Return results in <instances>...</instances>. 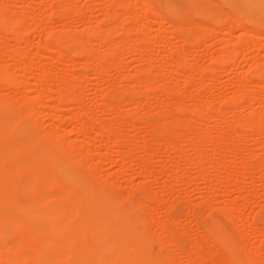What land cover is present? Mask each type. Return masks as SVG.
Here are the masks:
<instances>
[{
  "label": "rangeland",
  "instance_id": "rangeland-1",
  "mask_svg": "<svg viewBox=\"0 0 264 264\" xmlns=\"http://www.w3.org/2000/svg\"><path fill=\"white\" fill-rule=\"evenodd\" d=\"M24 1L25 0L14 3V5H12L11 9L9 10V14L12 15L13 27H16L22 30L28 37H30L28 45L26 46V50H25L26 57L23 56L22 60H20L21 62L20 61L18 62L17 59H15V57H12L10 55H7V57H5L4 55V57L7 59L9 58V60L7 63H2V67L3 66L6 67L5 70L7 69L6 71H8V73L10 74L12 72H13L12 74L18 72L17 73L18 76H16L17 77L16 80L19 82V79H20L19 86L23 84L21 86V89L19 87V92L22 94V96L20 95L19 96L20 98L24 97L25 100L21 99L22 100L21 101L19 98L20 101H17L18 94H20L19 92L16 93L17 95L15 94L14 96L16 97L17 100L14 97L11 98V101L9 100V98L5 99L4 93L9 90L8 89L9 87L7 88L3 85H0V92H1L0 97H2V101L0 98V118L7 116L5 107L10 106V104L12 103L11 104V106L13 105L12 115L16 117V118L14 117V120L16 123L12 125L11 129L14 132L15 137H17V134L19 133V129L25 126L28 122L27 125L31 129L35 128L34 130L37 131V132L36 131L34 132L35 135L38 137L34 145V148L36 149V151L42 150L43 147L51 146V149L56 154V156L60 157V155L62 156V154H64L61 152V148H64L68 151L70 146L71 147L74 146L73 147L74 151L75 149L76 150L78 149L77 150L78 152L73 151L74 158H71L70 161H68L69 158L66 155H64V157H66L65 160L67 164L72 166L73 168H76L78 171L79 170L82 171L83 168L85 167L84 171L79 172L80 176L86 178L87 180L90 179L88 181L92 185H94L96 188H98L100 191L107 193L108 195L115 198L117 201L121 202V203H114L113 205L114 209L124 210L131 217H136L138 221L137 223L134 224L135 227H137V229L139 230L146 231L151 236V240L148 244V248L153 252L162 251L163 253L170 254L172 258V262L175 261L173 262V264H179V263L187 264V262H189L188 255L190 254V257L192 258V256H197L196 253H200V255L198 254V258L199 259L201 258L199 260L201 264H208V263L210 264V262H208V260L210 259V258L208 259L209 255H210L209 257L212 258L211 260L214 261V258L216 259L214 262L212 261L211 264H224L226 262V259L224 257L226 256L223 254L224 252L221 253L222 251H224L223 250L224 244H223L222 237L224 238V235H227V234H228L227 240H226L227 242L237 244V245L240 244V246L243 245L244 249L247 243H249L248 246L250 245V248L247 249L248 246H246L247 247L246 249L250 251H246L245 249L246 251L245 253L243 247L242 248L240 247L241 249L240 248L239 249H240L241 254L243 255V254L250 253L249 255L251 256L252 253L254 252L253 251L254 249L255 256H251L250 258L252 260L254 259L257 261V263L255 264H264V140H263L264 139L263 137L264 136V123H262L264 122V120H262V122L260 123L261 124L260 128L262 126L263 130L260 131V129H257V131L259 130L260 133H257V131L254 132V129L250 128L248 124L247 126H245L246 123L244 124V122L247 121V117L244 112L247 111L248 113L247 112L246 113L249 114L251 111H254L253 110L254 108L258 107V102L256 98L254 100L250 99L254 95V93L257 92L256 90L257 87L259 90L257 93L260 92L258 95L262 96L261 98L264 97L263 96L264 95L263 81H262L263 84L261 83L260 86H255L256 89H251L253 91L256 90V92H254L253 95L250 94V98H249V92H247L246 90L248 89V91H250L249 89L252 85L251 79L256 80L257 79L256 74L260 75V80L264 79V0H249V1L248 0H149V1L148 0H124V4L126 2L130 3L128 7H127V3H126V6L122 5L123 3L120 4V2H123L122 0H113V1L111 0H67V1L66 0H61V1L60 0H56V1L55 0H30V1L26 0L25 2ZM62 1L64 2L66 1L68 3L66 2L64 3ZM114 2L117 4H115ZM148 3H151V4H148ZM0 4L3 5L2 3ZM46 4L48 5L46 6ZM61 4H62V7L64 8L60 7ZM1 5H0V8H2ZM42 5L44 8L41 7ZM65 6H66V9H65ZM132 6H133V12H132ZM58 7H60L61 9V14L60 12L58 13L59 11ZM55 8H58V11H56V13L55 11H53L55 10ZM109 11H112V12H109ZM142 14L143 16L145 14L149 15V18L147 19V21H144V19L142 20V18H144ZM150 17H153V18L150 19ZM117 19H120V20H117ZM175 20L179 21L178 24L180 26L177 25ZM145 22L147 24H145ZM237 22H240L241 24ZM57 23L63 27L59 26ZM62 23L63 24L65 23V25H63ZM67 23H69L70 25ZM19 24H21L20 27H19ZM23 25L26 27H24ZM233 25L235 27H233ZM22 27L24 28V30ZM46 28L47 29L53 28L52 31H54V33L59 35V38L61 40V43H60L61 46L59 49L54 45V43H49L46 45H43L41 43H35L47 30ZM247 28L253 31L252 36H248L252 38V39L249 38L250 40H252V43L250 44L251 41L248 38H245L249 40L247 41V43L248 42L249 43L246 45L247 47L245 46L244 48H242L240 44L242 43L246 44L243 38L247 37L246 36L247 34L245 35L244 34L245 32H243V34L241 33L242 34L241 36H239L238 34H240L242 30L244 31ZM3 29L0 30V40L1 41L5 39V36L7 34L6 31H8L7 35H12L9 32L10 31L9 29L5 28L6 31L5 30L3 31ZM253 29H256V30H253ZM256 31L258 32L260 31V32L258 33ZM254 32L255 34L260 35V37L255 35ZM136 34L141 35V36H138ZM122 37H126L127 39L126 38L125 39L129 42H127L128 48L124 47V45L127 44V43H124L122 46L123 47L122 50H120L121 45L119 47V45H117L115 42L118 43L120 40L122 42V40L124 39V38L122 39ZM239 37L240 39L241 37H243L242 39L244 41L243 42L239 41L240 43L239 42L234 43L235 41H238L236 39H238ZM11 38L15 39V37H9L8 40L10 41ZM78 38L83 40L82 42L84 46L80 47V43H78L79 41H77ZM14 39L13 40L11 39L12 42L11 41L10 42L14 43L17 41L16 39L15 40ZM253 40L255 42H253ZM86 41L88 42V44ZM121 42L119 44H122ZM110 43H114V44L111 45ZM136 43L138 44V46L136 45V47L140 51L134 48L136 52L135 51L133 52L131 47L134 46L132 44H136ZM258 43L260 44V47ZM90 45L91 46L93 45L94 47L92 48L90 47ZM129 45H131V47ZM139 45H140V49L138 48ZM231 46H233L234 48L233 51L230 50ZM239 46H240V49H239ZM49 47L51 48L49 49ZM88 47H90V49ZM41 49H42V52H41ZM57 49L58 50L62 49V51H64L65 49L66 52L64 56H66V58L65 57L64 58L66 61H63L64 63L62 61H58L56 63L53 62V61H57L59 56L62 55V54H59L60 51H58ZM86 49L87 51L88 49L89 51L93 49L92 50L93 53L87 52ZM113 49L119 50V53L114 51ZM186 50L188 51L186 52ZM182 51H183L184 56L185 57L187 56L185 61L182 58L183 57ZM35 52H38V58L34 60L35 63L33 62V64L29 66L30 68L26 67L27 64L22 61L26 58L25 60H27V63H28L30 59L33 57L32 55H34ZM179 52H181V54ZM225 53L226 54L228 53V54L226 55ZM99 54L102 56L106 55L107 59L104 57L100 58L98 56ZM179 54L182 56L181 58ZM231 54L232 56H230ZM89 55L94 56L93 59H91V56ZM133 55H135V57ZM244 55H245V58L246 56L251 57V58L248 57L250 60L246 61V59L245 60L243 59L244 61H242V58ZM88 56L90 58H88ZM178 56L180 59L177 58ZM171 57H175L177 60L179 59L181 62H178L174 58L179 64H173L174 62L176 63V61H173V58ZM51 58H53L52 61L50 60ZM48 59L51 62H53L54 65H58V68H56V66H53L52 72L55 73V75L53 74L55 77L57 75L60 76V77L57 76L60 82L58 81L59 83L57 84L53 82L54 79H51L49 80V82L45 81L44 83H39L38 85L36 74L42 71V64L44 67L45 61L46 62L48 61V63L46 64L49 65ZM4 61L5 60L3 61L1 60V62H4ZM17 62L20 63V65ZM60 62L62 63L60 64ZM147 62L149 64H147ZM187 63L192 64V67L196 66L195 68L193 67L195 70L193 68H190L191 66L188 67ZM24 64L26 65L24 66ZM117 65H122V66H117ZM21 66L22 68L25 67L23 68L24 71L21 70ZM118 67L121 68L122 70H120ZM143 67L145 70H142ZM173 67H174L173 71L175 73L173 71L170 72L171 71L170 69ZM18 68L20 69L17 70ZM146 68H148V71ZM158 68L159 69L161 68L160 69L161 71ZM191 69H193L195 72L193 70L191 71ZM57 70L59 72H63V70L64 71L66 70V71L63 73H59V72L57 73L56 72ZM157 70L159 72H157ZM196 70H198V73L200 72V74H198ZM68 71H70L71 73L68 76H71L70 78L72 79H76V76L74 75V73L76 75H79V72L81 71L80 72L81 74L79 75V77L80 76L81 77L80 79L78 77V79L81 80L82 78V81L71 80L70 78H68L72 82L71 83L67 82L66 75L69 74ZM162 71L164 75L166 76L163 75ZM166 71L169 72L171 75L176 74V77L173 75L172 77ZM161 73H162L163 78H161ZM244 73L247 76L244 75ZM62 74H64L65 77L62 76ZM199 76L201 77L202 81L199 80L200 79ZM52 78L54 77L52 76ZM83 78L85 79L86 83L83 82ZM144 78L146 79L148 78L147 80L149 81L147 82V80ZM161 79L163 80L170 79V80L167 81L169 82L167 84L166 81L163 82V80ZM204 80L206 82H204ZM1 81L2 80H0V83L3 84ZM50 81H51V84H50ZM144 81L147 82V85L145 84ZM81 82H83L82 85L84 86L80 85ZM242 82L243 84L241 85ZM52 83H53L54 88L50 87L52 86ZM66 83H69V85L71 84V87H68ZM124 83L126 84V86ZM151 83L153 84V86L151 85ZM128 84L131 86H128ZM65 85L67 86L68 89L70 88L69 89L70 91L65 89V90H62L61 92L59 88L61 86H62L61 88L66 87ZM110 85H112L111 86L112 89ZM249 85L250 87L248 88L247 86ZM37 86H39L40 89L36 88ZM78 86L80 87V89L78 88ZM245 86L247 88H245ZM252 87L254 86L252 85ZM71 88L74 90H72ZM237 88H239V90ZM22 89L23 91H21ZM42 90L45 93L40 94V96H38L37 94L42 93V92H39ZM66 90L69 92L68 95H73L74 98L72 96H68ZM237 90L239 92H237ZM72 91L74 93L76 91L77 93H75L74 95ZM111 91L112 93H110ZM253 91H251V93ZM194 92L197 95H195ZM78 93L79 94L81 93V94L79 95ZM181 93H183L182 97H179L181 96ZM235 93H239V94H235ZM192 94L196 96L195 97L196 99L198 98L197 96L199 94L200 95L199 97H201L200 98L201 100L199 98L195 100ZM61 95L63 97L66 95L67 96L64 97L63 99V97L62 98L60 97ZM177 95L179 98L176 97L175 99L174 97ZM75 96L77 98H75ZM37 97L39 98L38 100L39 103L38 102L35 103V101L37 100ZM59 97L61 99H59ZM191 97L194 98V100ZM115 100H116V103H118L117 105L115 103ZM185 100H186V103H185ZM214 100H217V102ZM249 100H251L252 102ZM15 101H17V103ZM100 101H103L101 102L102 104H100ZM131 101L133 105L137 104L138 106H136L135 108V106L131 104ZM167 101L168 103H166ZM193 101L195 103H193ZM24 102H26L27 104H25ZM29 102H32V105L31 103L29 104ZM164 102L166 104H163ZM104 103L106 106L103 105ZM176 103L177 104L182 103V107L183 108L186 107V108L185 109L181 108L180 107L181 104H178L180 105L179 106L180 108L179 107L176 108L177 107ZM217 103L218 105H220V109L216 108V107H219L217 106ZM28 104L30 107L27 106ZM167 104L169 105V107H167L168 106ZM174 104H176L175 107L173 106L170 107V105H174ZM194 104H197V105H194ZM203 104H205V106ZM79 107H82V112L81 111L79 112H81L83 118L80 116V118L78 119V116L81 114L78 111H76V109L78 108L77 110H80ZM13 108L16 110H14ZM83 108H86V110ZM125 108L127 109V111ZM165 108L168 109V112H167V109ZM169 108H171L172 111L174 109L176 111V112L175 111L172 112L170 110V114L172 115L171 117L173 118L171 119L173 122L167 121L164 124L165 121L163 120H167L168 118H170L169 117L170 114H168ZM241 110H242V113H241ZM74 111L76 113L73 114ZM211 111L212 113H210ZM53 112H59L60 114H65L68 116L70 115L73 116V115L78 114V116L71 118L69 122L68 120H66V123H65V121H62L61 119H59L57 115L55 116L52 115ZM174 112H175V115L172 114ZM17 113H18V116H16ZM132 113H134L135 115H132ZM214 114L219 117L222 115L221 117L222 119L224 117V120L220 122L219 124H216L215 122H213L214 120L213 117L215 116ZM229 115H230V118H229ZM243 115H245L246 119L243 118ZM74 118L75 120H73ZM232 118L234 122H232ZM33 119L37 123H35ZM82 119H86L87 121H89L88 126L82 124V121H81ZM157 119H159L160 124H158V121H155ZM193 119H197L201 121L200 123H202V126L204 125V128H203L204 133H202L203 129H202V132L195 131L196 128L192 127L193 125L191 126L190 124L191 122L190 123L188 122L187 123L188 127L187 126L185 127V124H186L185 122L191 121V120L193 122ZM52 121L53 123H55L54 127L56 126L58 131L60 130L62 131L61 132L62 142L58 144L60 146H57V142L56 143L54 142V144L52 143L48 144L50 140L52 139H53L52 141L56 140L54 137L50 138L49 132L47 131L48 127L51 126L50 124H52ZM61 121L62 123L64 122V124L61 125L60 124ZM104 121L107 122L108 124L105 123ZM101 122L102 123L104 122L105 126L98 125V124H102ZM47 123L49 126L47 125ZM213 123H215L216 125L215 124L211 125ZM223 123L224 125H222ZM35 124L39 125L40 128L36 126ZM92 124L94 125V127L92 126ZM164 125L166 127H164ZM43 126L44 128L42 129ZM97 126L99 128H97ZM155 126H156V130H155ZM167 126H168V129H167ZM213 126L214 127L217 126L216 128L220 130L224 128L221 131L225 133L226 137L217 136V138L208 139V135L204 136V134H208L206 132H208L209 130L212 131V132L209 131V133L214 132ZM191 127L193 128V130ZM70 128L73 130L70 131ZM171 128H173V130ZM216 128L215 130H218ZM80 129H82L83 131H81ZM169 129L175 132L174 133L175 135H174L173 132L170 130V132H172V136H176V137L178 136V137L177 138L175 137V139L174 137L172 138L169 132ZM86 130H90L89 136L87 135L88 131L86 132ZM190 130L192 132L194 131V133L192 134ZM228 130L231 132L227 133ZM75 131L77 132L75 133ZM252 131H253V134L255 133L254 135L253 134L251 135ZM38 132H43V133L38 134ZM216 132L217 131H215V133ZM261 132L263 133L261 134ZM153 133L157 135L155 136V139L154 137L152 138ZM199 133L202 134L204 137L199 136ZM85 134H86L85 137H88L86 139H90V140H86L87 142H85V138H84ZM116 135L117 136L119 135V136L116 137ZM194 135L198 138L199 137L202 138V139L200 138L201 141L197 142L196 144L197 146H194V145L192 146V141H193L192 137ZM252 136L254 137L252 138ZM258 136H260L261 138ZM166 137L169 138L170 140L167 139ZM71 138H73V140ZM255 138L260 140L258 144H255L252 142V141L256 142L255 140H253ZM69 139H71V142L72 143L74 142V144H71ZM68 140L71 144L70 146H69ZM24 141H26V139H24ZM252 143L253 145H256V147L253 146ZM80 145L81 146L83 145L82 148H85V149L83 150L80 147ZM205 146H207L209 149H207V147ZM210 146L212 147V149H210ZM75 147H78V148H75ZM79 147L81 148V150H79L80 149ZM172 147L173 148L175 147V148L173 149ZM203 147H204V150H203ZM250 148L252 151L250 150ZM64 149L62 150L66 151ZM151 149L152 151H150ZM70 150H73V149H70ZM240 150L242 151V153ZM32 151H33L32 149L20 150L19 151L20 157L22 158H25L24 156L28 157L30 156L29 153ZM82 151L84 154L82 153ZM207 151L208 153L210 151V153L205 154L207 153ZM253 151L256 153H253ZM259 151L260 153H258ZM219 152L220 154H218ZM74 153L77 154L76 158H75ZM122 153L123 154L126 153L129 156L125 154L124 156L122 155L123 156L122 158L121 156ZM245 154H246V157H245ZM202 155L205 158H203ZM142 157L145 158L147 161H145ZM192 157L194 158L192 159ZM236 157L238 159L241 157L243 159L245 158L247 159V160L246 159L243 160L244 161L243 164H245V161H247L245 165L242 164L243 169L242 167H240L241 166L240 162L242 160L239 159L240 161L238 160L239 161L238 162ZM258 158L259 160H257ZM81 159L83 163H85L86 165L81 164V163H76L77 161L82 162ZM84 159L85 160L87 159V160L85 161ZM123 159H125V161ZM140 160L141 161L144 160V161L141 163ZM248 160L249 161L251 160L252 162L251 161L249 162ZM255 160L258 161L259 163L256 162ZM208 161L212 165L209 164ZM9 163H10V160H6V164H9ZM140 163L143 164L142 167L145 164L144 167H146V169L143 168L144 169L143 171L141 169ZM94 165L96 168L94 167ZM232 165H235V166H232ZM230 166H232L233 168H230ZM238 166L240 167L239 169H238ZM245 167L247 168V170ZM87 168H89L90 170ZM203 168L205 170V173H202ZM34 169L35 168H32L31 170H29V172L30 171L33 172ZM122 169H123V172H122ZM92 170L95 172L94 174ZM137 170H139L140 172H138ZM239 170L240 172H237ZM200 172L202 174H200ZM210 172L213 175H211ZM251 172H254L252 173L253 175L251 174ZM236 175H238V177ZM88 177H93V179L88 178ZM41 180L37 179L36 181L33 182V184L38 185V186H44L45 188H47L48 190L54 193L58 191L57 189H60L59 185L57 184H49L47 178L43 177V179L41 178ZM102 182L103 184H101ZM138 184L141 186H139ZM253 186L255 187V189H253L254 188ZM249 187H251L252 189H249ZM250 190L252 191L254 190V191L251 194L249 193L250 194L249 199L246 200V193H248L247 191H250ZM68 192L70 194H73L71 187L68 188ZM128 193H130L131 195L130 194L127 195ZM33 194L34 192L30 188H23V189H20V191L19 190L14 191V194H13L14 199L21 203H3L4 205V208L2 210L3 215L7 214V212H9L10 210L16 211L22 215H25V210L34 212L38 209L45 208L47 211H52L53 207H55L54 205L56 204L58 206L61 204L62 210L68 211L70 209L69 206L72 205L71 203H26L30 200ZM143 199L146 200L145 201L147 202L146 204L144 203ZM58 200H59L58 197L52 198V201H58ZM132 202H135V203H132ZM225 204H227L228 206ZM77 209H78L77 211L78 213L82 211L81 209H79L78 206H77ZM169 214H170V218H172L171 216H176L174 217L176 218V220H177V217L179 218L177 221L178 222L177 224H175L176 223L175 220H172L173 222H168ZM149 216L153 218H150ZM236 217L238 218L236 219ZM151 220L152 221L154 220V221L151 222ZM163 220H166V221H163ZM163 222H164V225L161 224ZM6 224H9V223H6ZM153 225L155 226L156 229L154 228ZM159 225H160V228H159ZM156 226L160 230L161 229L162 230L160 231ZM162 226H164L165 232ZM219 229L222 231L223 236L221 237L213 236L214 232L218 231ZM166 230L169 232L168 234H171L173 236L172 237L170 235L175 240V242L174 240H171L172 238L170 239V241L168 240L169 238L167 239V236L169 235L166 233L167 232ZM175 237L177 238L175 239ZM187 239L193 245V246L191 245L189 248L195 247V248L200 249L201 252L197 250L196 253H194L195 251V248H194L192 249L194 251L189 249L194 253V255L190 253L191 251H189V254H187L188 252L186 253V251L188 250L187 249L185 250V247H188L187 244L189 245ZM160 240L162 243H160ZM172 241L175 244L171 243ZM184 241H185V244H184ZM169 246L172 247L174 252L171 250ZM207 248L208 249L212 248L211 252L213 251L214 254L213 253L211 254H213V256H211L210 252H208L209 254L205 256V253L207 252L206 251ZM202 249H205V251ZM179 250H181V252ZM214 250H216V252ZM202 252L204 254H201ZM217 252L218 253L220 252V253L217 254ZM181 253L182 254L185 253L186 255L183 256ZM257 253H258V256H256ZM173 254H175L176 256L175 258ZM221 254H223V256H221ZM191 258L190 260H192ZM194 258H193L194 261L193 262L190 261L191 262L190 264H193V263L196 264L195 262L196 259ZM221 259L224 260L225 262L221 263L222 261ZM217 260H219L220 262L218 261L219 262L218 263ZM27 261L29 260H25L24 262H22V264L28 263ZM200 262H198L197 264H199Z\"/></svg>",
  "mask_w": 264,
  "mask_h": 264
},
{
  "label": "bare ground",
  "instance_id": "bare-ground-1",
  "mask_svg": "<svg viewBox=\"0 0 264 264\" xmlns=\"http://www.w3.org/2000/svg\"><path fill=\"white\" fill-rule=\"evenodd\" d=\"M22 0H0V3H2L3 5H1L2 6V8H0V30H2L3 28V31L5 30L6 31V29H9L10 31V33L12 34V35H7L8 34V31H6L7 32V34H6V36H5V39H3L2 41L0 40V80H2L1 82L3 83V84H1L0 83V85H3V86H5V87H9L8 89V91L7 92H5L4 93V98L6 99V98H9V100L11 101V98H13L14 96H15V94L16 93H18L19 92V87H20V89H21V86L23 85H21V86H19V82H20V79H19V82L16 80L17 79V77L16 76H18V72L17 73H14V74H10V73H8V71H6L5 70V68L6 67H4V69H3V67H2V63H7L8 62V60H9V58L7 59V58H5V57H7V55H10V56H12V57H15V59H17V61L19 62L20 60H22V58H23V56H25V50H26V46L28 45V42H29V39H30V37H28L22 30H20V29H18V28H16V27H13V25H12V23H13V19H12V15H10L9 14V10L11 9V6L12 5H14V3H16V2H21ZM26 1V0H25ZM24 1V2H25ZM30 1V0H29ZM56 1V0H55ZM61 1V0H60ZM67 1V0H66ZM65 1V2H66ZM111 1H113V0H111ZM123 2H120V4H122V5H124V6H126V3L124 4V0H122ZM149 1V0H148ZM249 1V0H248ZM62 2H64V1H62ZM64 2V3H65ZM86 2V1H85ZM31 3H33V2H31ZM44 3V2H43ZM66 3H68V2H66ZM115 3V2H114ZM147 3V2H146ZM52 4V3H51ZM87 4V3H86ZM112 4V3H111ZM115 4H117V3H115ZM130 3H127V7H128V5H129ZM148 4H151V3H148ZM34 5V4H33ZM48 4H46V6H47ZM64 5V4H63ZM26 6V5H25ZM24 6V7H25ZM85 6V5H84ZM118 6V5H117ZM146 6H147V4H146ZM23 7V6H22ZM41 7H43V5L41 6ZM51 7V6H50ZM60 7H62V4H61V6ZM60 7H58L59 8V11H58V8H55V10H53V11H55V13H56V11H58V13L60 12V14H61V9H60ZM70 7V6H69ZM113 7V6H112ZM116 7V6H115ZM115 7H114V9H115ZM31 8H33V7H31ZM44 8V7H43ZM62 8H64V7H62ZM109 8V7H108ZM50 9V8H49ZM52 9V8H51ZM65 9H66V6H65ZM205 9V8H204ZM41 10V9H40ZM107 11V10H106ZM113 11V10H112ZM112 11H109V12H112ZM116 11V10H115ZM67 12V11H66ZM127 12V11H126ZM132 12H133V6H132ZM153 12V11H152ZM173 12V11H172ZM179 12V11H178ZM63 13V12H62ZM65 13V12H64ZM71 13V12H70ZM145 13V12H144ZM214 13V12H213ZM228 13V12H227ZM67 14V13H66ZM107 14H109V13H107ZM134 14V13H133ZM178 14H180V13H178ZM230 14V13H229ZM47 15V14H46ZM49 15V14H48ZM118 15V14H117ZM123 15V14H122ZM125 15V14H124ZM152 15V14H151ZM162 15V14H161ZM210 15H211V13H210ZM108 16V15H107ZM110 16H111V14H110ZM131 16V15H130ZM134 16V15H133ZM142 16H143V14H142ZM144 18H142V20L144 19V21H147V19L149 18V15H147V14H145L144 16H143ZM27 18H29V17H27ZM112 18V17H111ZM122 18H124V17H122ZM146 18V19H145ZM151 18H153V17H150V19ZM26 19V18H25ZM63 19V18H62ZM109 19V18H108ZM54 20V19H53ZM58 20V19H57ZM117 20H120V19H117ZM116 20V21H117ZM123 20V19H122ZM16 21V20H15ZM14 21V22H15ZM62 21V20H61ZM176 21V23H177V25H179L178 24V22L179 21H177V20H175ZM194 21V20H193ZM192 21V22H193ZM22 22V21H21ZM29 22V21H28ZM52 22V21H51ZM197 22V21H196ZM25 23V22H24ZM31 23V22H30ZM55 23V22H54ZM72 23V22H71ZM120 23V22H119ZM122 23V22H121ZM175 23V24H176ZM234 23H236V22H234ZM237 23H240V22H237ZM18 24V23H17ZM51 24V23H50ZM58 24V23H57ZM63 24V23H62ZM67 24H69V23H67ZM117 24H118V22H117ZM145 24H147L146 22H145ZM180 24H182V23H180ZM241 24V23H240ZM20 25L21 24H19V27H20ZM29 25V24H28ZM47 25V24H46ZM59 25V24H58ZM63 25H65V23L63 24ZM70 25V24H69ZM99 25V24H98ZM189 25H191V24H189ZM193 25V24H192ZM24 26V25H23ZM30 26V25H29ZM32 26V25H31ZM54 26V25H53ZM59 26H61V25H59ZM116 26V25H115ZM139 26H141V25H139ZM138 26V27H139ZM180 26V25H179ZM24 27H26V26H24ZM61 27H63V26H61ZM188 27V26H187ZM233 27H235L234 25H233ZM6 28V29H5ZM23 28V27H22ZM32 28V27H31ZM53 28H55V27H53ZM53 28H51V29H47L45 32H44V34L35 42V43H41V44H43V45H46V44H49V43H54V45L59 49L60 48V43H61V40H60V38H59V35H57L56 33H54V31H52L53 30ZM69 28V27H68ZM105 28V27H104ZM118 28V27H117ZM124 28V27H123ZM252 28V27H251ZM63 29V28H62ZM66 29V28H65ZM70 29V28H69ZM135 29V28H134ZM133 29V30H134ZM137 29V28H136ZM141 29V28H140ZM143 29V28H142ZM156 29V28H155ZM239 29H241V28H239ZM23 30H24V28H23ZM42 30H43V28H42ZM74 30V29H73ZM118 30V29H117ZM253 30H256V29H253ZM41 31V30H40ZM136 31V30H135ZM142 31V30H141ZM187 31V30H186ZM54 34H53V33ZM106 32V31H105ZM112 32V31H111ZM133 32V31H132ZM243 32H245L244 34L247 36V37H241V39H240V37L238 38V39H236V40H238V41H235L234 43H236V42H243L244 40H245V42H246V44H244V43H242V44H240V46L242 47V48H244L248 43H247V41H249L250 39H252V38H250V37H248V36H252V30L251 29H249V28H247L246 30H242V32H240V34H238L239 36H241L242 34H243ZM256 32H258V31H256ZM260 32V31H259ZM258 32V33H259ZM126 33V32H125ZM139 33V32H138ZM242 33V34H241ZM42 34V33H41ZM74 34V33H73ZM254 34H255V32H254ZM31 35H33V34H31ZM71 35V34H70ZM132 35V34H131ZM136 35H138V34H136ZM255 35H257V36H259L260 37V35H258V34H255ZM126 36V35H125ZM138 36H141V35H138ZM138 36H136V37H138ZM9 37H15V39L17 40L16 42H14V43H11L12 41H11V39L13 40L14 38H11L10 39V41L8 40V38ZM119 37H121V36H119ZM4 38V37H3ZM87 38V37H86ZM124 38V39H123ZM126 37H122V42H121V40L117 43V42H115L117 45H119V47H120V45H121V49L120 50H122V46H123V44L124 43H127V42H129V41H127L126 39H125ZM135 38V37H134ZM146 38V37H145ZM144 38V39H145ZM185 38V37H184ZM183 38V39H184ZM244 40H243V39ZM245 38H250L249 40L248 39H245ZM254 38V37H253ZM14 39V40H15ZM74 39V38H73ZM77 39V38H76ZM129 39H131V38H129ZM139 39H141V38H139ZM186 39V38H185ZM184 39V40H185ZM33 40V39H32ZM98 40V39H97ZM77 41H79L78 43H80V47L81 46H84V44H83V40L82 39H80V38H78V40ZM133 41V40H132ZM131 41V42H132ZM190 41V40H189ZM251 42H250V44L252 43V40H250ZM87 42V41H86ZM122 43V44H119V43ZM134 42H136V41H134ZM239 42V43H240ZM253 42H255L254 40H253ZM98 43V42H97ZM260 43V42H259ZM258 43V44H259ZM83 44V45H82ZM87 44H88V42H87ZM99 44V43H98ZM111 45L112 44H114V43H110ZM115 44V45H116ZM243 44H244V46H243ZM249 44V45H250ZM254 44V43H253ZM51 45V44H50ZM94 45H96V44H94ZM126 45V46H125ZM124 45V47H126V48H128V43L127 44H125ZM132 45H134V46H132L131 47V45H129L131 48H132V50H133V52L135 51V49H137V47H136V45L138 46V44L136 43V44H132ZM228 45V44H227ZM232 45V44H231ZM49 46V45H48ZM238 46V45H237ZM240 46H239V49H240ZM90 47H94L93 45L91 46L90 45ZM90 47H88L89 49H90ZM183 47V46H182ZM181 47V48H182ZM186 47H188V46H186ZM247 47V46H246ZM259 47H260V44H259ZM28 48V47H27ZM51 47H49V49H50ZM53 48V47H52ZM62 48V47H61ZM114 48V47H113ZM135 48V49H134ZM139 49H140V45H139V47H138ZM180 48V47H179ZM241 48V49H242ZM57 49V50H58ZM63 49V48H62ZM62 49L61 50H58V51H60L59 52V54H62L61 56H59V58L57 59V61H53V62H58V61H66L65 60V58H66V56H64L65 55V49H64V51H62ZM75 49V48H74ZM89 49H88V51H87V49H86V51L87 52H92L93 53V49H91V51H89ZM116 49V48H115ZM118 49V48H117ZM188 49V48H187ZM233 46H231L230 47V50H232L233 51ZM31 50V49H30ZM43 50H45V49H43ZM77 50V49H76ZM75 50V51H76ZM95 50V49H94ZM114 50V49H113ZM131 50V51H132ZM138 50V49H137ZM185 50V49H184ZM183 50V51H184ZM57 51V52H58ZM103 51V50H102ZM101 51V52H102ZM106 51V50H105ZM114 51H116V52H118L119 53V50H114ZM138 51H140V50H138ZM180 51V50H179ZM183 51H182V54H183ZM188 50H186V52H187ZM190 51V50H189ZM39 52V51H38ZM38 52H35L34 53V55H32L33 57L30 59V61L27 63V60H23L22 62H25L26 64H24V66L26 65V67H29V66H31L32 64H33V62L35 63V59L36 58H38ZM41 52H42V49H41ZM44 52V51H43ZM68 52V51H67ZM115 52V53H116ZM136 52V51H135ZM219 52H221V51H219ZM219 52H217V53H219ZM228 52H229V50H228ZM231 52V51H230ZM50 53H52V52H50ZM70 53V52H69ZM180 54H181V52H179ZM234 53V52H233ZM45 54V53H44ZM90 54V53H89ZM98 54V53H97ZM101 54H103V53H101ZM136 54V53H135ZM179 54V56H180V58L182 57L183 58V60L185 61V59H186V57L184 56V54L181 56ZM226 54V53H225ZM228 54V53H227ZM226 54V55H227ZM4 55H5V57H4ZM58 55V54H57ZM67 55V54H66ZM139 55V54H138ZM191 55V54H190ZM213 55V54H212ZM218 55V54H217ZM40 56V55H39ZM85 56V55H84ZM87 56V55H86ZM89 56H91V55H89ZM88 56V58H90ZM100 58H106L107 59V57H106V55H104V56H102V55H98ZM113 56V55H112ZM134 57H135V55H133ZM179 56L177 57V58H179ZM219 56V55H218ZM221 56V55H220ZM230 56H232V54L230 55ZM26 57V56H25ZM54 57V56H53ZM65 57V58H64ZM93 57L94 56H91V59H93ZM118 57V56H117ZM185 57V58H184ZM226 57V56H225ZM249 56H246V58H245V55L243 56V58H242V61H244L245 59H246V61L247 60H250L249 58H251V57H249ZM5 58V59H4ZM98 58V57H97ZM110 58V57H109ZM116 58V57H115ZM171 58H173V61H176L177 59L175 58V57H171ZM176 60H175V59ZM179 58V59H180ZM87 59V58H86ZM177 60L178 62H181L180 60ZM244 59V60H243ZM1 60L3 61V60H5L4 62H1ZM7 60V61H6ZM49 60V59H48ZM51 61L53 60V58H51L50 59ZM49 60V65H47L46 63H48V61L46 62H44V67H43V64H42V71L41 72H37L38 74H36V77H37V82H38V85H39V83H44L45 81H48L49 82V80H51V79H54L53 80V82H55V83H59L60 82V80H59V78L57 77V76H59V75H57L56 77L58 78H56L54 75H55V73L54 72H52V70H53V66H56V68H58V65H54V63L53 62H51ZM54 60H56V59H54ZM70 60V59H69ZM76 60V59H75ZM81 60V59H80ZM97 60V59H96ZM193 60V59H192ZM218 60V59H217ZM95 61V60H94ZM172 61V62H173ZM176 61V63L174 62L173 64H179L178 62ZM241 61V62H242ZM17 62V63H18ZM21 62V61H20ZM51 62V63H50ZM62 62H60V64L62 63ZM98 62V61H97ZM152 62V61H151ZM151 62H150V64H151ZM190 62V61H189ZM64 63V62H63ZM83 63V62H82ZM185 63V62H184ZM19 65H20V63H18ZM59 64V65H60ZM147 64H149L148 62H147ZM186 64V63H185ZM188 65V67H190V68H193L192 67V64H190V63H187ZM10 65V64H9ZM13 65V64H12ZM46 65V66H45ZM75 65V64H74ZM86 65V64H85ZM90 65V64H89ZM91 65H92V63H91ZM158 65V64H157ZM5 66H6V64H5ZM23 66V65H22ZM22 66H21V70H23V68H25V67H23L22 68ZM117 66H122V65H117ZM125 66V65H124ZM150 66V65H149ZM148 66V67H149ZM199 66V65H198ZM11 67V66H10ZM13 67V66H12ZM37 67H38V65H37ZM185 67H186V65H185ZM196 67V66H195ZM194 67V68H195ZM225 67V66H224ZM30 68V67H29ZM62 68V67H61ZM97 68H98V66H97ZM119 68V67H118ZM124 68V67H123ZM140 68H142V67H140ZM193 68V69H194ZM204 68V67H203ZM15 69V68H14ZM20 68H18L17 70H19ZM115 69H117V68H115ZM120 70H122L121 68H119ZM119 69H118V71H119ZM147 69V71H148V68H146ZM159 69V68H158ZM161 69V68H160ZM159 69V70H160ZM173 69H174V67L173 68H171L170 70V72H172L173 71ZM193 69H191V71L193 70ZM218 69V68H217ZM227 69V68H226ZM34 70V69H33ZM41 70V69H40ZM98 70V69H97ZM137 70V69H136ZM142 70H145L144 69V67H143V69ZM195 70V69H194ZM193 70V71H194ZM222 70V69H221ZM24 71V70H23ZM54 71H55V69H54ZM66 71V70H65ZM64 70H63V72H65ZM72 71V70H71ZM93 71V70H92ZM139 71V70H138ZM155 71V70H154ZM161 71V70H160ZM169 71V70H168ZM16 72V71H15ZM28 72V71H27ZM57 73L59 72L58 70L56 71ZM63 72H59V73H63ZM74 72V71H73ZM79 72V71H78ZM81 72V71H80ZM79 72V75L81 74ZM84 72V71H83ZM121 72H123V71H121ZM120 72V73H121ZM135 72V71H134ZM157 72H159L158 70H157ZM167 72V71H166ZM174 72V71H173ZM190 72V71H189ZM195 72V71H194ZM196 72L198 73V70H196ZM221 72V71H220ZM224 72V71H223ZM30 73V72H29ZM68 73L69 74H67V72H66V78H67V82H72L71 80H78V81H82V78H81V80H79L80 79V77H79V75H76L75 73H74V75L76 76V79H72V78H70L71 76H68V75H70L71 73H70V71H68ZM93 73V72H92ZM97 73H98V71H97ZM136 73V72H135ZM153 73H155V72H153ZM162 73H163V71H162ZM162 73H161V78H163L162 77ZM167 73H169V72H167ZM175 73V72H174ZM54 74V75H53ZM87 74V73H86ZM90 74V73H89ZM122 74V73H121ZM125 74V73H124ZM166 74V73H165ZM170 74V73H169ZM193 74H195V73H193ZM198 74H200V72L198 73ZM163 75H164V73H163ZM168 75V74H167ZM171 75V74H170ZM173 76H175L176 77V74L174 75V74H172ZM171 75V76H172ZM203 75H205V74H203ZM213 75V74H212ZM215 75V74H214ZM241 75V74H240ZM243 75V74H242ZM244 75H246L245 73H244ZM52 76L54 77V78H52ZM62 76H64V74H62ZM92 76V75H91ZM109 76V75H108ZM142 76H144V75H142ZM141 76V77H142ZM164 76H166V75H164ZM172 76V77H173ZM247 76V75H246ZM20 77V76H19ZM60 77V76H59ZM65 77V76H64ZM78 77H79V79H78ZM84 77V76H83ZM88 77V76H87ZM116 77V76H115ZM160 77V76H159ZM169 77V76H168ZM200 77V76H199ZM214 77V76H213ZM244 77V76H243ZM256 77H257V79L256 80H254V79H251V81H252V85L254 86V87H252V85H251V87H250V85L249 86H247L248 88L250 87V91H248V89H246L247 90V92H249V98H250V94H252L253 95V93L254 92H256V90H257V92L259 91L258 90V87H257V89L255 88V86H260V84L262 83V81H263V83H264V79H262V80H260V75L259 74H256ZM21 78V77H20ZM68 78H70L71 80H69ZM85 78V77H84ZM83 78V82H85V79ZM113 78H114V76H113ZM140 78V77H139ZM152 78V77H151ZM154 78H155V76H154ZM167 78V77H166ZM166 78H164V79H166ZM191 78V77H190ZM193 78V77H192ZM204 78H205V76H204ZM247 78V77H246ZM61 79V78H60ZM105 79V78H104ZM141 79V78H140ZM144 79H146V78H144ZM148 79V78H147ZM146 79V80H147ZM197 79H199V78H197ZM196 79V80H197ZM55 80H57V81H55ZM145 80V81H146ZM154 80V79H153ZM161 80H163V79H161ZM170 80V79H169ZM168 79L167 80H163V82H167V81H169ZM193 80V79H192ZM195 80V81H196ZM200 81H202L201 80V77H200V79H199ZM215 80V79H214ZM59 81V82H58ZM97 81V80H96ZM135 81V80H134ZM141 81H143V80H141ZM144 81V82H145ZM149 80H147V82H148ZM152 81V80H151ZM241 81H243V80H241ZM240 81V82H241ZM37 82H36V84H37ZM74 82V81H73ZM83 82H81L80 83V85H82V83ZM90 82V81H89ZM125 82V81H124ZM144 82H142V83H144ZM147 82H145V84L147 85ZM163 82H161V83H163ZM197 82V81H196ZM204 82H206L205 80H204ZM240 82H239V84H240ZM35 83V82H34ZM33 83V84H34ZM54 83V84H55ZM64 83V82H63ZM86 83V82H85ZM127 83V82H126ZM135 83V82H134ZM160 83V82H159ZM169 82H167V84H168ZM198 83V82H197ZM202 83V82H201ZM262 83V84H263ZM50 84H51V81H50ZM62 84V83H61ZM78 84H79V82H78ZM125 84V83H124ZM166 84V83H165ZM166 84V85H167ZM243 84V82L241 83V85ZM26 85V84H25ZM24 85V86H25ZM60 85V84H59ZM58 85V86H59ZM66 85L68 86V87H71V84L69 85V83H66ZM65 85V86H66ZM74 85V84H73ZM79 85V86H80ZM149 85H150V83H149ZM151 85L153 86V84L151 83ZM245 85V84H244ZM54 86H56V85H54ZM63 86V85H62ZM61 86V87H62ZM67 86L66 87H63V88H59L60 89V91L62 92V90H65V89H67V90H69L68 88H67ZM78 86V88L80 89V87ZM82 86H84V85H82ZM112 85H110V87H111ZM125 86H126V84H125ZM128 86H131V85H129L128 84ZM127 86V87H128ZM145 86V85H144ZM151 86V87H152ZM162 86H164V85H162ZM200 86V85H199ZM50 87H53V83H52V86H50ZM127 87H125V88H127ZM167 87V86H166ZM170 87V86H169ZM246 86H245V88H247ZM36 88H39V86H37ZM54 88V87H53ZM121 88H122V86H121ZM120 88V89H121ZM168 88V87H167ZM197 88V87H196ZM241 88H243V87H241ZM244 88V89H245ZM24 89V88H23ZM23 89L21 90V91H23ZM40 89V88H39ZM72 89V88H71ZM84 89V88H83ZM111 89H112V87H111ZM136 89V88H135ZM238 90H239V88H237ZM251 89H256L255 91H253V90H251ZM27 90V89H26ZM33 90V89H32ZM38 90V89H37ZM56 90V89H55ZM66 90V91H67ZM72 90H74V89H72ZM237 90V92H239ZM243 90V89H242ZM34 91V90H33ZM70 91V90H69ZM78 91V90H77ZM80 91V90H79ZM123 91H125V90H123ZM178 91V90H177ZM184 91V90H183ZM187 91V90H186ZM197 91V90H196ZM195 91V92H196ZM251 91H253L252 93H251ZM27 92V91H26ZM29 92V91H28ZM39 92H42V93H39ZM38 93L39 94H37L38 96H40V94H43V93H45L43 90L42 91H39ZM73 92V91H72ZM130 92V91H129ZM195 92H194V94H195ZM254 93V95L250 98L251 100L253 99H255L256 98V100H257V102H258V107H256V108H252L254 111H251L249 114H247L246 112H244L245 114H246V117H247V121L246 122H244V124H245V126H247V124H248V126L250 127V128H252V129H254V132L255 131H257V129H260V131H262L263 129H262V126H261V128H260V123L262 122V120H264V97L263 98H261L262 96H260V95H258L259 93ZM1 93V92H0ZM20 93V92H19ZM68 91H67V95H68ZM75 93H77L76 91H75ZM75 93L73 92V94L75 95ZM110 93H112V91L110 92ZM109 93V94H110ZM114 93H115V91H114ZM184 93V92H183ZM183 93H181V96H179V97H182V94ZM197 93V92H196ZM240 93H241V91H240ZM34 94V93H33ZM47 94H49V93H47ZM61 94H63V93H61ZM66 94V93H65ZM79 94V93H78ZM81 94V93H80ZM79 94V95H80ZM120 94V93H119ZM122 94H123V92H122ZM185 94V93H184ZM201 94V93H200ZM235 94H239V93H235ZM248 94V93H247ZM17 95V94H16ZM22 96V94L20 93V94H18V100L16 99V97H14L17 101H20L21 99L23 100L24 99V97H22V98H20V96ZM23 95H24V93H23ZM66 95V96H67ZM178 95H180V94H178ZM178 95L177 96H173L175 99H176V97H178ZM187 95V94H186ZM189 95V94H188ZM195 95H197V94H195ZM195 95H193L192 94V96L195 98L196 96ZM32 96V95H31ZM66 96H64V97H66ZM68 96H72L73 98H74V96L73 95H68ZM76 96H78V95H76ZM75 96V98H77ZM111 96V95H110ZM115 96V95H114ZM117 96V95H116ZM191 96V95H190ZM200 95L198 94V98L200 99L201 97H199ZM203 96V95H202ZM264 96V95H263ZM36 97V96H35ZM61 98L63 97L62 95L60 96ZM59 97V99H61ZM64 97H63V99H64ZM178 97V98H179ZM189 97V96H188ZM243 97V96H242ZM248 97V96H247ZM1 98V101H2V97H0ZM19 98H20V100H19ZM28 98V97H27ZM26 98V99H27ZM116 98V97H115ZM126 98V97H125ZM171 98V97H170ZM192 98V97H191ZM194 98H192L193 100H194ZM197 98V99H198ZM222 98H223V96H222ZM68 99V98H67ZM70 99V98H69ZM81 99V98H80ZM103 99V98H102ZM128 99V98H127ZM141 99V98H140ZM173 99V98H172ZM174 99V100H175ZM181 99V98H180ZM185 99V98H184ZM189 99V98H188ZM196 98H195V100H197ZM233 99V98H232ZM248 99V98H247ZM21 100V101H22ZM25 100V99H24ZM39 98L37 97V100L35 101V100H33V101H35V103L36 102H38L39 103ZM74 100V99H73ZM201 100V99H200ZM221 100V99H220ZM251 100H249V101H251ZM9 101V102H10ZM14 101V100H13ZM17 101H15L16 103H17ZM31 101V100H30ZM32 101V102H33ZM118 101V100H117ZM173 101V100H172ZM171 101V102H172ZM177 101V100H176ZM181 101V100H180ZM199 101V100H198ZM205 101H207V100H205ZM214 101H216L217 102V100H214ZM32 102H29V104L31 103V105H32ZM66 102V101H65ZM101 102H103V101H100V104H102ZM108 102H110V101H108ZM123 102H124V100H123ZM146 102V101H145ZM174 102V101H173ZM172 102V103H173ZM201 102V101H200ZM252 102V101H251ZM254 102V101H253ZM2 103V102H1ZM14 103V102H13ZM25 104H27L26 102H24ZM115 103H116V100H115ZM122 103V102H121ZM121 103H120V105H121ZM129 103V102H128ZM134 103V102H133ZM139 103H140V101H139ZM166 103H168V101L166 102ZM165 102L163 103V104H166ZM171 103V104H172ZM185 103H186V100H185ZM192 103V102H191ZM193 103H195L194 101H193ZM199 103V102H198ZM203 103V102H202ZM201 103V104H202ZM12 104V103H11ZM11 104H10V106H6L5 107V110H6V115L7 116H4V117H1L0 118V264H22V262H24L25 260H29V261H27L28 263H25V264H173V262H175V261H173L172 262V258H171V256H170V254H168V253H163L162 251L160 252H153V251H151L149 248H148V244H149V242H150V240H151V236L146 232V231H144V230H139V229H137V227H135V223H137V221H138V219L136 218V217H131L130 215H128L124 210H116V209H114V207H113V205H114V203H121V202H119V201H117L115 198H113L112 196H110V195H108L107 193H104V192H102V191H100L98 188H96L94 185H92L88 180H90V179H86V178H84V177H82V176H80V174H79V172L81 171V170H77L76 168H73L72 166H70V165H68L67 164V162H66V157H64V155H66L68 158H69V160L68 161H70L71 160V158H74V155H73V151H74V146H70L71 144H74V142L72 143L71 142V139L73 140V138H71V139H69L70 140V142H71V144H70V142H69V140H68V142H69V146H70V148H69V150L67 151L66 149H64V148H61V152L62 153H64V154H62V156L60 155V157L59 156H56V154L53 152V150L51 149V146L49 147V146H47V147H43V149L42 150H37L36 151V149L34 148V145H35V142H36V140H37V136L35 135V131L36 130H34L33 128L31 129L27 124H28V122H27V124L25 125V126H23V127H21L20 129H19V133L17 134V137H15V134H14V132L12 131V129H11V127H12V125H14L16 122H15V120H14V115H12V106H11ZM29 104L27 105V106H29ZM79 104V103H78ZM80 104H82V103H80ZM109 104V103H108ZM114 104V103H113ZM118 103H116V105H117ZM130 104V103H129ZM131 104H132V101H131ZM135 104V103H134ZM147 104V103H146ZM170 104V103H169ZM177 104V103H176ZM176 104H174V105H170V107L171 106H173V107H175V105ZM178 104H181V106L180 105H178ZM176 106V108H178L179 106L181 107V108H183L182 107V103H178ZM15 105V104H14ZM34 105V104H33ZM103 105H105V103L103 104ZM110 105V104H109ZM115 105V106H116ZM133 105V104H132ZM162 105V104H161ZM168 105V104H167ZM166 105V106H167ZM186 105V104H185ZM191 105V104H190ZM189 105V106H190ZM194 105H197V104H194ZM204 106H205V104H203ZM4 106H5V104H4ZM24 106V105H23ZM57 106H59V105H57ZM106 106V105H105ZM113 106V105H112ZM133 106H135V108H136V106H138L137 104H135V105H133ZM163 106H165V105H163ZM192 106V105H191ZM201 106V105H200ZM203 106V107H204ZM217 106H219V107H216V108H219L220 109V105H218V103H217ZM252 106V105H251ZM30 107V106H29ZM36 107V106H35ZM38 107V106H37ZM83 107V106H82ZM82 107H79V109L80 110H77L76 109V111H81L82 112ZM143 107V106H142ZM167 107H169V105L167 106ZM179 107V108H180ZM185 107V106H184ZM222 107V106H221ZM244 107V106H243ZM15 108V107H14ZM13 108V109H14ZM60 108V107H59ZM186 108V107H185ZM185 108H183V109H185ZM188 108V107H187ZM27 109V108H26ZM25 109V110H26ZM37 109V108H36ZM83 109H85L86 110V108H83ZM93 109V108H92ZM126 109V108H125ZM139 109H140V107H139ZM165 109H167V108H165ZM174 109V108H173ZM205 109V108H204ZM236 109V108H235ZM241 109V108H240ZM239 109V110H240ZM251 109V110H252ZM14 110H16V109H14ZM24 110V109H23ZM31 110V109H30ZM130 110V109H129ZM170 110H171V108H169V113L168 114H170ZM203 110V109H202ZM217 110V109H216ZM222 110H224V109H222ZM226 110V109H225ZM238 110V109H237ZM32 111V110H31ZM54 111V110H53ZM57 111H58V109H57ZM126 111H127V109H126ZM172 111V110H171ZM173 111H175V109L173 110ZM172 111V112H173ZM180 111H181V109H180ZM249 111V110H248ZM81 112H79L80 114H81ZM167 112H168V109H167ZM176 112V111H175ZM175 112L174 113H172V114H174L175 115ZM201 112V111H200ZM14 113H15V111H14ZM31 113V112H30ZM33 113V112H32ZM74 113H76L75 111L73 112V114ZM84 113V112H83ZM92 113V112H91ZM136 113H138V112H136ZM188 113V112H187ZM210 113H212V111L210 112ZM241 113H242V110H241ZM240 113V114H241ZM95 114V113H94ZM163 114V113H162ZM189 114V113H188ZM224 114V113H223ZM236 114V113H235ZM234 114V115H235ZM30 115V114H29ZM52 115H57L58 117H59V119H61L62 121H65V123H66V120H68V122L71 120V118H73V117H77L78 116V114H76V115H73V116H68V115H65V114H60L59 112H53L52 113ZM97 115V114H96ZM95 115V116H96ZM132 115H135L134 113H132ZM179 115V114H178ZM212 115V114H211ZM215 115V114H214ZM16 116H18V113L16 114ZM80 116L82 117V114L81 115H79L78 116V119L80 118ZM172 115L170 114V118H168L167 120H163V121H165L164 122V124L168 121H170V122H173L172 121V117H171ZM207 116V115H206ZM222 116V115H221ZM219 117V116H217V115H215L214 117H213V122H215L216 124H219L220 122H222L223 120H224V117H223V119H222V117ZM238 116V115H237ZM242 116V115H241ZM53 117V116H52ZM70 119H69V118ZM194 117V116H193ZM226 117V116H225ZM246 117H245V115H243V118H245L246 119ZM16 118V117H15ZM28 118V117H27ZM83 118V117H82ZM165 118V117H164ZM172 118V119H171ZM189 118V117H188ZM195 118V117H194ZM229 118H230V115H229ZM228 118V119H229ZM242 118V117H241ZM242 118V119H243ZM29 119H30V117H29ZM95 119H96V117H95ZM170 119V120H169ZM191 119V118H190ZM207 119V118H206ZM205 119V120H206ZM227 119V120H228ZM34 120V119H33ZM32 120V121H33ZM73 120H75V118L73 119ZM77 120V119H76ZM129 120V119H128ZM132 120V119H131ZM185 120V119H184ZM183 120V121H184ZM226 120V119H225ZM231 120V119H230ZM239 120V119H238ZM244 120V119H243ZM31 121V122H32ZM35 121V120H34ZM41 121V120H40ZM39 121V122H40ZM62 121H61V125L62 124H64V122L62 123ZM82 121V124H84V125H87L88 126V122L89 121H87L86 119H82L81 120ZM87 121V122H86ZM127 121V120H126ZM150 121V120H149ZM153 121V120H152ZM155 121H158V124H160L159 122V119H157V120H155ZM154 121V122H155ZM240 121V120H239ZM38 122V123H39ZM105 122V121H104ZM104 122L102 123V124H98V125H104ZM109 122V121H108ZM128 122V121H127ZM130 122V121H129ZM190 123L191 124V126L192 127H194V128H196L195 129V131H201L202 132V129L204 128V125L202 126V123H200L201 121H199V120H197V119H193V122H192V120L191 121H186L185 123V127L187 126L188 127V125H187V123ZM226 122V121H225ZM232 122H234L233 121V118H232ZM34 123V122H33ZM35 123H37L36 121H35ZM93 123V122H92ZM100 123V122H99ZM105 123H107V122H105ZM131 123V122H130ZM146 123V122H145ZM148 123V122H147ZM215 123H213V124H211V125H214ZM228 123H229V121H228ZM243 123V122H242ZM262 123H264V122H262ZM41 124V123H40ZM108 124V123H107ZM168 124V123H167ZM210 124V123H209ZM215 124V125H216ZM234 124V123H233ZM36 126H38L39 127V125H37V124H35ZM47 125H48V123H47ZM51 126H49L48 127V129H47V131L49 132V135H50V138L52 137H54L56 140L55 141H52V140H47V141H49V143L48 144H50V143H52V144H54V142L56 143L57 142V146H60V145H58V144H60L61 142H62V136H61V130L60 131H58L57 130V127L55 128L54 127V125H55V123H53V121H52V124H50ZM66 125V124H65ZM132 125H133V123H132ZM151 125V124H150ZM222 125H224V123L222 124ZM227 125V124H226ZM232 125V124H231ZM41 126V125H40ZM60 126V125H59ZM86 126V127H87ZM92 126L94 127V125L92 124ZM105 126V125H104ZM103 126V127H104ZM148 126V125H147ZM174 126V125H173ZM230 126V125H229ZM35 127V126H34ZM66 127V126H65ZM77 127V126H76ZM75 127V128H76ZM108 127V126H107ZM106 127V128H107ZM152 127V126H151ZM164 127H166L165 125H164ZM191 127V128H192ZM214 127V126H213ZM217 127V126H216ZM216 127H214L213 129H214V132L213 133H209V131L208 132H206V130H205V132L206 133H208V134H204V136L205 135H208V139L209 138H211V139H213V138H217V136H225L226 137V135H225V133L224 132H222L221 130H223V129H218V128H216ZM219 127V126H218ZM227 127V126H226ZM40 128V127H39ZM44 128V126L42 127V129ZM47 128V127H46ZM45 128V129H46ZM97 128H99L98 126H97ZM96 128V129H97ZM105 128V129H106ZM215 128L216 129H218V130H215ZM221 128V127H220ZM38 129V128H37ZM65 129V128H64ZM67 129V128H66ZM110 129V128H109ZM167 129H168V126H167ZM172 130H173V128H171ZM171 129H169V132H170V130ZM184 129V128H183ZM187 129V128H186ZM226 129V128H225ZM234 129V128H233ZM256 129V130H255ZM33 130V131H32ZM68 130V129H67ZM66 130V131H67ZM73 129H71L70 128V131H72ZM81 131H83L82 129H80ZM155 130H156V126H155ZM171 130V131H172ZM192 130H193V128H192ZM230 130V129H229ZM228 130V132L227 133H230L231 131H229ZM46 131V132H47ZM70 131H68V132H70ZM85 131V130H84ZM88 131V132H87ZM95 131V130H94ZM97 131V130H96ZM191 131V130H190ZM190 131H188V132H190ZM215 131H217L216 133H215ZM226 131V130H225ZM259 131V130H258ZM257 131V133H260V131L258 132ZM37 132V131H36ZM77 131H75V133H76ZM86 132H87V135L89 136L90 135V130H86ZM101 132H102V130H101ZM119 132V131H118ZM117 132V133H118ZM162 132V131H161ZM166 132V131H165ZM168 132V131H167ZM173 132V134L175 133L174 131H172ZM172 132H170V134H171V136H172ZM210 132H212V131H210ZM234 132V131H233ZM41 134V133H43V132H38V134ZM85 133V132H84ZM89 133V134H88ZM163 133V132H162ZM178 133V132H177ZM187 133V132H186ZM191 133L193 134L194 133V131L192 132L191 131ZM202 133H204V129H203V132ZM244 133H245V131H244ZM263 132H261V134H262ZM67 134V133H66ZM81 134V133H80ZM99 134H100V132H99ZM167 134V133H166ZM170 134H169V136H170ZM243 134V133H242ZM253 134V131H252V133H251V135ZM255 134V133H254ZM253 134V135H254ZM261 134H260V136H261ZM175 135V134H174ZM178 135V134H177ZM257 135V134H256ZM255 135V136H256ZM66 136V135H65ZM86 136V134L84 135V138H85V142H87L86 140H90V139H86V138H88V137H85ZM102 136V135H101ZM119 136V135H118ZM117 135H116V137H118ZM152 136V135H151ZM155 136H157V135H155V133H153V136H152V138L154 137V139H155ZM165 136V135H164ZM195 136V135H194ZM192 137V139H193V141H192V146L194 145V146H197L196 144H197V142H199V141H201V137H196L197 136V134H196V136L195 137ZM199 136H202V137H204L202 134H200L199 133ZM246 136V135H245ZM260 136H258V137H260ZM44 137V136H43ZM67 137V136H66ZM160 137H162V136H160ZM174 137V139H175V137L176 136H172V138ZM178 137V136H177ZM176 137V138H177ZM228 137V136H227ZM231 137V136H230ZM235 137V136H234ZM249 137V136H248ZM254 136H252V138H253ZM257 137V138H258ZM264 137V136H263ZM262 137V138H263ZM49 138V137H48ZM47 138V139H48ZM113 138V137H112ZM120 138V137H119ZM167 138V137H166ZM171 138V137H170ZM180 138V137H179ZM195 138V139H194ZM201 138V139H200ZM220 138V137H219ZM222 138V137H221ZM261 138V137H260ZM24 139H26V141H24ZM116 139V138H115ZM167 139H169V138H167ZM200 139V140H199ZM231 139V138H230ZM247 139V138H246ZM245 139V140H246ZM249 139V138H248ZM67 140V139H66ZM65 140V141H66ZM113 140V139H112ZM170 140V139H169ZM220 140V139H219ZM228 140V139H227ZM236 140V139H235ZM253 140H255L256 142H254V141H252L253 143H255V144H258V142H260V140L259 139H253ZM264 140V139H263ZM262 140V141H263ZM171 141H172V139H171ZM217 141V140H216ZM230 141V140H229ZM114 142H116V141H114ZM181 142V141H180ZM214 142V141H213ZM223 142V141H222ZM194 143V144H193ZM201 143V142H200ZM221 143V142H220ZM253 143H252V145H253ZM82 144V143H81ZM66 145H68V144H66ZM84 145V144H83ZM83 145L81 146L80 145V147L82 148L83 147ZM191 145V144H190ZM199 145V144H198ZM234 145V144H233ZM260 145V144H259ZM258 145V146H259ZM56 146V147H57ZM91 146V145H90ZM90 146H89V148H90ZM200 146V145H199ZM209 146V145H208ZM218 146V145H217ZM225 146V145H224ZM236 146V145H235ZM238 146V145H237ZM240 146V145H239ZM253 146H255L256 147V145H253ZM79 147V148H80ZM205 147H207V146H205ZM232 147V146H231ZM234 147V146H233ZM254 147V148H255ZM75 148H78V147H75ZM81 148L79 149V150H81ZM147 148V147H146ZM173 148V147H172ZM175 148V147H174ZM173 148V149H174ZM194 148V147H193ZM197 148H199V147H197ZM236 148V147H235ZM238 148H240V147H238ZM25 150V149H32L33 151L32 152H30L29 154H30V156H28V157H26V156H24L25 158H22V157H20V154H19V151L20 150ZM59 149V148H58ZM62 149H64V150H66V151H63ZM70 149H73V150H70ZM83 150L85 149V148H82ZM86 149H88V148H86ZM207 149H209L208 147H207ZM210 149H212V147L210 146ZM233 149V148H232ZM78 150V149H77ZM76 149H75V151L74 152H78ZM97 150V149H96ZM149 150V149H148ZM197 150V149H196ZM196 150H194V151H196ZM203 150H204V147H203ZM216 150V149H215ZM236 150V149H235ZM239 150V149H238ZM250 150H251V148H250ZM254 150V149H253ZM150 151H152V149L150 150ZM206 151V150H205ZM213 151H214V149H213ZM219 151V150H218ZM241 151V150H240ZM252 151V150H251ZM255 151V150H254ZM253 151V153H256V152H254ZM257 151V150H256ZM85 152H86V150H85ZM125 152V151H124ZM203 152V151H202ZM82 153H83V151H82ZM126 153H127V151H126ZM126 153H122L121 154V156L123 155H125ZM174 153H176V152H174ZM195 153V152H194ZM198 153V152H197ZM205 153V152H204ZM203 153V154H204ZM209 153H210V151H209ZM208 153V151H207V153H205V154H209ZM240 153V152H239ZM241 153H242V151H241ZM240 153V154H241ZM258 153H260V151L258 152ZM75 154V153H74ZM84 154V153H83ZM180 154H182V153H180ZM192 154V153H191ZM204 154V155H205ZM218 154H220V152L218 153ZM235 154V153H234ZM239 154V155H240ZM126 155H128V154H126ZM133 155V154H132ZM199 155H200V153H199ZM215 155V154H214ZM230 155V154H229ZM233 155V154H232ZM248 155H250V154H248ZM252 155V154H251ZM73 156V157H72ZM123 156H122V158H123ZM129 156V155H128ZM183 156V155H182ZM195 156V155H194ZM198 156V155H197ZM209 156V155H208ZM208 156H206V157H208ZM234 156V155H233ZM77 157V154H75V158ZM87 157V156H86ZM139 157V156H138ZM202 157H203V155H202ZM217 157V156H216ZM232 157V156H231ZM245 157H246V154H245ZM258 157V156H257ZM257 157H255V158H257ZM119 158V157H118ZM121 158V159H122ZM143 158V157H142ZM190 158V157H189ZM194 157H192V159H193ZM199 158H200V156H199ZM203 158H205V157H203ZM230 158V157H229ZM235 158V157H234ZM237 158V157H236ZM242 158V157H241ZM241 158H239L240 160H245V159H241ZM254 158V159H255ZM260 158H262V157H260ZM120 159V158H119ZM145 161H147L145 158H143ZM150 159V158H149ZM207 159V158H206ZM238 158H237V161L239 160ZM6 160H10V163L9 164H6ZM80 160V159H79ZM85 160V159H84ZM87 160V159H86ZM85 160V161H86ZM124 161H125V159H123ZM144 160H140L141 161V163L144 161ZM200 160H201V158H200ZM203 160V159H202ZM208 160V159H207ZM231 160V159H230ZM239 160V161H240ZM247 160V159H246ZM257 160H259V158L257 159ZM263 160V159H262ZM261 160V161H262ZM81 161H82V159H81ZM213 161H215V160H213ZM233 161H235V160H233ZM238 161V162H239ZM241 161V162H242ZM249 161V160H248ZM251 161V160H250ZM249 161V162H250ZM256 161V160H255ZM200 162V161H199ZM202 162H204V161H202ZM209 162V161H208ZM231 162V161H230ZM229 162V163H230ZM240 162V164H241V166L240 167H242L243 165H245L246 164V162L247 161H245V164H243L244 163V161L241 163ZM252 162V161H251ZM256 162H258V161H256ZM76 163H81V164H84V165H86L85 163H83V161L82 162H76ZM119 163V162H118ZM122 163V162H121ZM140 163V165H141V169H142V171L144 170L143 168H145L146 169V167H144L145 166V164H144V166L142 167V165L143 164H141ZM146 163V162H145ZM215 163V162H214ZM217 163V162H216ZM259 163V162H258ZM198 164V163H197ZM209 164H211L210 162H209ZM243 164V165H242ZM257 164V163H256ZM96 165V164H95ZM95 165H94V167H95ZM119 165V164H118ZM167 165H169V164H167ZM201 165V164H200ZM200 165H199V167H200ZM212 165V164H211ZM216 165V164H215ZM219 165V164H218ZM259 165V164H258ZM206 166V165H205ZM209 166V165H208ZM207 166V167H208ZM217 166V165H216ZM232 166H235V165H232ZM232 166H230V168H233ZM256 166V165H255ZM122 167V166H121ZM120 167V168H121ZM204 167V166H203ZM215 167V166H214ZM223 167V166H222ZM222 167H221V169H222ZM239 166H238V169L240 168ZM258 167V166H257ZM260 167V166H259ZM32 168H35L34 169V171L32 172V171H30L29 172V170H31ZM82 168V167H81ZM85 168V167H84ZM84 168H83V170L82 171H84ZM96 168V167H95ZM123 168V167H122ZM140 168V167H139ZM171 168V167H170ZM206 168V167H205ZM219 168V167H218ZM246 168V167H245ZM244 168V169H245ZM87 169H89V168H87ZM141 169H139V170H141ZM172 169V168H171ZM170 169V170H171ZM242 169H243V167H242ZM242 169H241V171H242ZM260 169V168H259ZM90 170V169H89ZM88 170V171H89ZM139 170H137L138 172H140ZM173 170V169H172ZM207 170V169H206ZM246 170H247V168H246ZM255 170H256V168H255ZM81 171V172H82ZM95 171H97V170H95ZM141 171V172H142ZM199 171V170H198ZM203 171V172H202ZM201 172L202 173H205V170H204V168H203V170H202ZM85 172H87V171H85ZM85 172H83V173H85ZM92 172H93V174L95 173L93 170H92ZM122 172H123V169H122ZM200 172V174H202ZM237 172H240V170L239 171H237ZM244 172V171H243ZM242 172V173H243ZM248 172H250V171H248ZM260 172V171H259ZM173 173V172H172ZM231 173V172H230ZM241 173V174H242ZM245 173V172H244ZM252 173H254V172H251V174ZM92 174V173H91ZM90 174V175H91ZM139 174V173H138ZM199 174V173H198ZM207 174V173H206ZM210 174H211V172H210ZM250 174V175H251ZM259 174V173H258ZM257 174V175H258ZM96 175V174H95ZM211 175H213V174H211ZM253 175V174H252ZM237 177H238V175H236ZM239 176H241V175H239ZM242 176H244V175H242ZM246 176V175H245ZM43 177L44 178H47V180H48V183L49 184H57V185H59V187H60V189H57L58 191L57 192H51L50 190H48L47 188H45L44 186H38V185H35V184H33V182L34 181H36L37 179H40L41 180V178L43 179ZM215 177V176H214ZM236 177V178H237ZM88 178H92L93 179V177H88ZM105 178H106V176H105ZM205 178V177H204ZM105 180V179H104ZM46 181V180H45ZM41 182H42V180H41ZM104 182H106V181H104ZM101 184H103V182L101 183ZM139 185V184H138ZM253 185V184H252ZM139 186H141V185H139ZM144 186V185H143ZM72 188V192H73V194H70L69 192H68V188ZM252 187V186H251ZM251 187H249V189H252ZM254 187V186H253ZM23 188H30L33 192H34V194H33V196L30 198V200L28 201V202H26V203H71L72 205H70L69 206V210L68 211H63L62 210V205L60 204L59 206L56 204V205H54L55 207H53V210L52 211H47L45 208H41V209H38V210H36V211H34V212H30L29 210H25V215H22V214H19L18 212H16V211H12V210H10L9 212H7V214H5V215H3V208H4V205H3V203H21V202H18V201H16L15 199H14V197H13V194H14V191H20V189H23ZM253 189H255V187L253 188ZM56 191V190H55ZM126 191H128V190H126ZM125 191V192H126ZM251 191V192H250ZM250 191H247L248 193H246V200H248L249 199V195L251 194V193H253V191L252 190H250ZM134 193V192H133ZM137 193V192H136ZM250 193V194H249ZM130 193H128L127 195H129ZM124 195V194H123ZM131 195V194H130ZM137 195V194H136ZM125 196V195H124ZM132 196H133V194H132ZM138 196V195H137ZM53 197H58V201H52V198ZM134 199V198H133ZM158 199V198H157ZM214 199H215V197H214ZM143 201H144V203L146 204L147 202H145L146 200H144L143 199ZM140 202V201H139ZM138 202V203H139ZM128 203H130V202H128ZM132 203H135V202H132ZM141 203H143V202H141ZM53 205V204H52ZM51 205V206H52ZM69 205V204H68ZM148 205V204H147ZM225 205H227V204H225ZM224 205V206H225ZM57 206V207H56ZM65 206V205H64ZM77 206L79 207V209H81L82 211V213L80 212V213H78L77 211H78V209H77ZM228 206V205H227ZM134 207V206H133ZM237 207V206H236ZM52 208V207H51ZM218 208V207H217ZM224 209V208H223ZM235 210V209H234ZM78 213V214H77ZM235 213V212H234ZM233 213V214H234ZM232 214V215H233ZM27 216V217H26ZM234 216V215H233ZM150 217V216H149ZM172 218H170V214H169V216H168V222H173L172 220H175L176 221V223L175 224H177L178 222V217H177V220H176V218H174V217H176V216H171ZM150 218H153V217H150ZM229 218V217H228ZM235 218V217H234ZM238 217H236V219H237ZM249 218V217H248ZM154 219H155V217H154ZM166 219V218H165ZM171 219V220H170ZM157 220V219H156ZM154 221V220H153ZM152 220H151V222H153ZM163 221H166V220H163ZM248 221H249V219H248ZM6 223H9V224H6ZM140 223H142V222H140ZM244 223V222H243ZM153 224H155V223H153ZM162 225H164V222L163 223H161ZM141 225V224H140ZM154 226V225H153ZM169 226V225H168ZM173 226V225H172ZM177 226V225H176ZM175 226V227H176ZM157 227V226H156ZM163 227V230H164V226H162ZM154 228H155V226H154ZM158 228V227H157ZM159 228H160V225H159ZM158 228V229H159ZM156 229V228H155ZM172 229V228H171ZM160 230V229H159ZM162 230V229H161ZM160 230V231H161ZM88 231V232H87ZM167 231V230H166ZM177 231V230H176ZM158 232V231H157ZM163 232V231H162ZM164 232H165V230H164ZM172 232V231H171ZM167 234L169 233L168 231L166 232ZM179 233V232H178ZM206 233V232H205ZM162 234V233H161ZM157 235V234H156ZM169 236H167V239L170 241V239L173 237L171 234H168ZM172 237H171V236ZM174 235H175V233H174ZM207 235V234H206ZM205 235V236H206ZM208 236V235H207ZM213 236H215V237H221V236H223V233H222V231L219 229L218 231H215L214 232V234H213ZM227 236H228V234L227 235H224V238L222 237V240H223V244H224V247H223V250L224 251H222L221 253H223L226 257H224L225 259H226V262L224 261V260H222L221 261V263H224V264H255V263H257V261L256 260H252L250 257L251 256H255V250L253 249V253H252V255L250 256L249 254L250 253H248V254H241V252H240V249L243 247V249H244V246L242 245V246H240V244H238L239 245V247H238V245L237 244H233V243H230V242H227L226 240H227ZM166 238V237H165ZM177 237H175V239H176ZM207 238V237H206ZM209 238V237H208ZM225 239V240H224ZM171 240H174L173 238L171 239ZM183 240V239H182ZM188 240V239H187ZM221 240V241H222ZM162 241H163V239H162ZM174 242H175V240H174ZM160 243H162L161 242V240H160ZM171 243H173V241L171 242ZM188 243H189V245L187 244V246L188 247H185V250L187 249L188 251H186V253L187 254H189V251H191L192 249H194L195 247H192V248H189L192 244H191V242H189V240H188ZM215 243V242H214ZM173 244H175V243H173ZM184 244H185V241H184ZM241 244H242V242H241ZM245 244V243H244ZM248 244L249 243H247V245L246 246H248ZM217 245V244H216ZM219 245V244H218ZM151 246V245H150ZM175 246H177V245H175ZM193 246V245H192ZM220 246V245H219ZM245 246V249L247 248ZM152 247V246H151ZM170 247V246H169ZM209 247V246H208ZM218 247V246H217ZM241 247V248H240ZM254 247V246H253ZM252 247V248H253ZM171 248V250L173 251V249H172V247H170ZM169 248V249H170ZM175 248V247H174ZM183 248V247H182ZM203 248V247H202ZM210 248V247H209ZM222 248V247H221ZM240 248V249H239ZM250 248V245L248 246V248L247 249H249ZM180 249V248H179ZM184 249V248H183ZM189 249H191V250H189ZM212 249V248H211ZM211 249H208L207 248V252L205 253V256H207L209 253L208 252H210V254L211 253H213L214 254V252L212 251L211 252ZM245 249H244V252L246 253V251H250V250H247L246 249V251H245ZM258 249V248H257ZM197 250H199V252H201L200 251V249H198V248H195V251L194 250H192V251H194V253H196V251ZM202 250H204L205 251V249H202ZM210 250V251H209ZM180 252H181V250H179ZM178 251V252H179ZM190 252V253H192L193 255H194V253L193 252ZM215 252H216V250H214ZM219 251V250H218ZM174 252V251H173ZM243 252V253H244ZM220 253V252H219ZM218 252H217V254H219ZM182 254V253H181ZM192 254H191V256H192ZM197 254V256H192V258L190 257V254L188 255L189 256V262H187V264H190L191 262L190 261H194L193 260V258L194 259H196V264L198 263V262H200L199 260L201 259H199L198 258V254L200 255V253H196ZM195 254V255H196ZM201 254H204L203 252L201 253ZM213 254H211V256H213ZM223 254H221V256H223ZM254 254V255H253ZM174 255V258L176 257L175 256V254H173ZM183 256H185L186 254L184 253V254H182ZM248 255V256H247ZM180 256V255H179ZM188 256H186V257H188ZM210 256V255H209ZM208 256V262H210V264L212 263V261L213 260H211L212 258L211 257H209ZM256 256H258V253H257V255ZM178 257V256H177ZM198 259H197V258ZM200 257V256H199ZM190 258L192 259V260H190ZM207 259V258H206ZM220 259V258H219ZM176 260V259H175ZM198 260V261H197ZM211 260V261H210ZM216 259L214 258V261H215ZM177 261V260H176ZM180 261V260H179ZM213 261V262H214ZM219 260H217V262H218ZM253 261H255V262H253ZM220 262V261H219ZM218 262V263H219ZM180 264V263H179ZM194 264V263H193ZM199 264H201V262L199 263ZM209 264V263H208Z\"/></svg>",
  "mask_w": 264,
  "mask_h": 264
}]
</instances>
